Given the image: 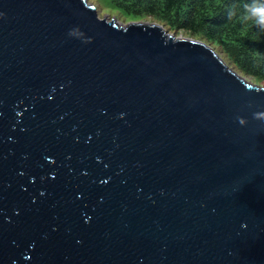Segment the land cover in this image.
<instances>
[{
    "label": "water",
    "instance_id": "obj_1",
    "mask_svg": "<svg viewBox=\"0 0 264 264\" xmlns=\"http://www.w3.org/2000/svg\"><path fill=\"white\" fill-rule=\"evenodd\" d=\"M0 264H264V83L89 0H0Z\"/></svg>",
    "mask_w": 264,
    "mask_h": 264
},
{
    "label": "trees",
    "instance_id": "obj_2",
    "mask_svg": "<svg viewBox=\"0 0 264 264\" xmlns=\"http://www.w3.org/2000/svg\"><path fill=\"white\" fill-rule=\"evenodd\" d=\"M111 2L126 20L152 17L176 34L187 31L213 47L220 46L235 69L264 80V0Z\"/></svg>",
    "mask_w": 264,
    "mask_h": 264
},
{
    "label": "rangeland",
    "instance_id": "obj_3",
    "mask_svg": "<svg viewBox=\"0 0 264 264\" xmlns=\"http://www.w3.org/2000/svg\"><path fill=\"white\" fill-rule=\"evenodd\" d=\"M89 1L93 2L98 7V11H99V14L101 16H105V15L116 16L122 22L129 21V20H126L125 16L121 13V11L118 8H116V6L111 2V0H89ZM146 20L156 21V20H153L152 17H149ZM178 34L194 37L192 34H190L187 31H180V33H178ZM214 48L219 52V54L226 60V62L229 65L233 66V64L228 59L226 53L223 52V50L221 49L220 46H216ZM236 70L238 72H240L241 74L245 75L248 79H250V80L254 79L253 77L249 78L247 74H244V72L240 71L239 69L236 68ZM254 80H255V82H258V83H264V80H262V81H259L256 79H254Z\"/></svg>",
    "mask_w": 264,
    "mask_h": 264
}]
</instances>
